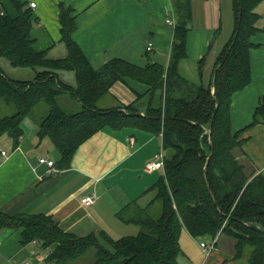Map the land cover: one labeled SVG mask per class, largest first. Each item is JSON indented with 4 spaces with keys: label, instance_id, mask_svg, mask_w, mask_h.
I'll use <instances>...</instances> for the list:
<instances>
[{
    "label": "trees",
    "instance_id": "16d2710c",
    "mask_svg": "<svg viewBox=\"0 0 264 264\" xmlns=\"http://www.w3.org/2000/svg\"><path fill=\"white\" fill-rule=\"evenodd\" d=\"M172 1L177 24L167 70L158 64L141 67L114 59L97 71L74 41L76 18L71 8L59 6L67 56L54 60L47 51L33 49L31 9L10 0L17 12L12 16L0 0V137L7 134L18 146L22 123L41 108L38 135L50 139L59 152L55 166L61 170L71 166L82 144L106 127L136 128L163 139V178L146 192L152 196L149 207L134 203L118 214L141 227L136 237L114 240L105 232L83 237L62 230L51 216L0 213V231L22 229L21 244L35 243L47 251V264H76L86 258L92 259L90 264H178L184 229L193 238L216 239L227 233L236 239L234 259L247 257V264H264V231L254 224L264 226V175L248 174L240 164L234 151L245 140L231 129L233 97L252 81L251 38L260 30L256 9L264 0H232L233 33L214 70L222 66L208 83L205 57L198 62L193 82L181 74L192 9L190 0ZM4 60L14 68H30L34 79H10L1 67ZM61 72H73L76 85L65 84ZM124 78L149 87L145 115L133 105L125 107L130 112L98 109V101ZM63 95L78 100L80 110H64L59 100ZM258 117H264V97L253 125L260 123ZM157 204L160 214H151Z\"/></svg>",
    "mask_w": 264,
    "mask_h": 264
},
{
    "label": "crops",
    "instance_id": "0c3cea01",
    "mask_svg": "<svg viewBox=\"0 0 264 264\" xmlns=\"http://www.w3.org/2000/svg\"><path fill=\"white\" fill-rule=\"evenodd\" d=\"M1 1L10 15L17 16L10 0ZM225 1L190 0L192 14L189 20L200 23L201 27L195 31L189 27L187 63L198 64L205 57V82L212 68L214 72L217 57L227 43V40L224 44L221 41L213 52L209 49L213 45L210 37L219 30L224 31V19L226 15L230 16L231 0H228L229 13L224 10ZM20 2L33 12L34 24L30 35L34 51H47L50 59L67 56V48L61 42L59 21V6L63 4L73 10L72 16L76 18L74 41L95 70H101L114 59H123L141 67L158 64L165 70L168 68L177 24L172 0ZM32 3L36 7L32 8ZM257 10L260 30L251 38L252 81L234 95L231 105L232 132L244 131L241 139L245 142L240 148L250 156L253 164L245 166L240 162V156L234 154L246 167L247 173L255 175L264 168V117H258L260 123L253 125L256 110L264 97V3ZM172 19L175 26L167 23ZM150 44L152 50L148 51ZM210 51L211 56L206 58L205 54ZM4 65L10 66L8 63ZM29 75V79L16 80H33V71ZM60 79L70 86L76 85L73 72H61ZM148 90L147 85L124 78L111 87L98 101L97 107L100 110L130 112L125 107L133 105L145 115ZM75 102L80 109L79 101ZM22 129L23 136L18 146L7 134L0 137V213L8 216L21 213L51 216L62 230L83 237L91 234L99 237L105 232L112 239L119 240L139 235L141 227L123 221L118 214L130 204L149 207L152 196L146 192L155 182L150 176L164 171L147 173L145 167L161 152V135L136 128L114 130L106 127L77 149L69 168L61 170L55 166L57 172H49L39 160L46 158L57 162L60 155L56 154V148L48 138H39V128L31 120L26 119ZM252 137H256L257 142L252 141ZM243 159L245 157H241ZM86 196L95 200L91 207L81 203ZM21 233L22 229L0 231V264H47V251L35 243L22 245ZM223 234L220 233L216 239H197L184 229L180 236L182 253L178 264H238L240 260L234 259L236 239L231 235L232 238L222 239ZM209 238L211 243H206ZM212 245L213 249L206 253L205 249Z\"/></svg>",
    "mask_w": 264,
    "mask_h": 264
},
{
    "label": "rangeland",
    "instance_id": "374dc122",
    "mask_svg": "<svg viewBox=\"0 0 264 264\" xmlns=\"http://www.w3.org/2000/svg\"><path fill=\"white\" fill-rule=\"evenodd\" d=\"M173 3H174V1H172V6H173ZM223 6H224L225 12L228 10V13H229L228 0L223 3ZM172 8H174V7H172ZM257 13H259L258 10H257ZM223 24H224V31H219V32L217 31V32H215V34H213L210 37L213 45L211 47H209V49H211L212 52L216 49V47H218L220 45L218 43H221V41H222V44H224L226 42V40L228 42V40H230V38L232 36L233 29H234L233 13H232V0H231L230 16L226 15ZM189 27H191L192 30L195 31V30L199 29L201 27V25H200V23H196L194 21H189ZM63 45H65V44L63 43ZM212 52L210 51V52L206 53L205 54L206 58H207V56L208 57L211 56ZM3 63H8V62H6L4 60ZM197 65H198L197 63H193L192 61H188V63H187V60L184 61L181 64V66H180L181 74L184 75V76L186 75V77L189 78V79H192L191 82H193L194 79L198 75V67H197ZM1 67H2L3 71L5 72V74L12 80H16L18 78L29 79L30 78L29 73H31V71H33L30 68H14L13 66H9V68H7V67L4 66V64H2ZM212 72H213V68L211 69V71H210V73H209V75L207 77V81H206L207 83L211 79ZM59 100H60V104L62 105L64 110H66L67 112H77L78 110H80V109H78L79 107L76 106L77 104L72 100L70 95H63V96L60 97ZM42 107H43V109H47L46 105H42ZM40 109L41 108L37 109L36 112H35V115H32L30 118H28L32 122L36 123L38 128H39V124H40V122L42 120L41 118H43V115H42ZM243 132H241V135H243ZM249 140H250V138H247V141H249ZM251 140L257 142V138L256 137H252ZM234 153L236 154V156H237V154H238V156H240V162H242L245 166H247L248 163L253 164L250 161V156H247V154H244L240 147L237 148L234 151ZM56 154L59 157V152L57 150H56ZM54 157H57V156L54 155ZM241 157L242 158L245 157V159L241 160ZM161 178H163V172L156 173L153 177L150 176V179H155L154 183H152V184L150 183L151 186L157 184ZM160 212H161V204H157L156 206H153L151 208V214H157L158 215V214H160ZM224 237L230 238L231 236L229 234H225L224 233L222 235V239H224ZM197 239H200V238H197ZM211 239L209 238L208 240H206L207 241L206 243H211L210 242ZM232 239H235V238L233 237ZM192 241H193L194 244H196L193 238H192ZM218 246L220 247V244ZM90 263H92V259H90V258H86V259L79 260V261L76 262V264H90ZM237 263L238 264H247V257L241 259Z\"/></svg>",
    "mask_w": 264,
    "mask_h": 264
},
{
    "label": "built area",
    "instance_id": "2783aa9c",
    "mask_svg": "<svg viewBox=\"0 0 264 264\" xmlns=\"http://www.w3.org/2000/svg\"><path fill=\"white\" fill-rule=\"evenodd\" d=\"M30 6L33 8V7H36V4L32 3ZM167 23L171 26H175V24H176L174 19L168 20ZM151 50H152V44H150L148 47V51H151ZM2 155H5V152H2ZM164 160H165V152L162 148L161 152L158 153L155 160L149 162L146 165L145 171L147 173L164 171V167H165L164 166ZM39 162H40V164L46 165L49 169V172H57V170L55 169V162L53 160L43 158V159H40ZM259 173H262L264 175V168L261 169L259 171ZM94 201L95 200L92 196H86V197L82 198L81 203L85 207H91L94 204ZM213 247H214V245L207 247L205 249L206 253H209L213 249Z\"/></svg>",
    "mask_w": 264,
    "mask_h": 264
},
{
    "label": "water",
    "instance_id": "95a60500",
    "mask_svg": "<svg viewBox=\"0 0 264 264\" xmlns=\"http://www.w3.org/2000/svg\"><path fill=\"white\" fill-rule=\"evenodd\" d=\"M221 66H222V64H220L215 70H214V72H213V76H212V82L214 81V77H215V75L217 74V72H218V70L221 68ZM213 120H214V116L212 117V119H211V121H210V123L208 124V126H207V133H209L210 131H211V128H212V125H213ZM209 164V160H208V163H207V165ZM255 225H257L262 231H264V226H262V225H259V224H256V223H254Z\"/></svg>",
    "mask_w": 264,
    "mask_h": 264
}]
</instances>
